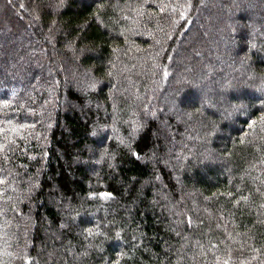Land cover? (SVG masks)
Returning <instances> with one entry per match:
<instances>
[{
  "label": "trees",
  "instance_id": "trees-1",
  "mask_svg": "<svg viewBox=\"0 0 264 264\" xmlns=\"http://www.w3.org/2000/svg\"><path fill=\"white\" fill-rule=\"evenodd\" d=\"M203 1L1 0L0 264H264V0Z\"/></svg>",
  "mask_w": 264,
  "mask_h": 264
},
{
  "label": "rangeland",
  "instance_id": "rangeland-1",
  "mask_svg": "<svg viewBox=\"0 0 264 264\" xmlns=\"http://www.w3.org/2000/svg\"><path fill=\"white\" fill-rule=\"evenodd\" d=\"M218 1H220V2H222V5H221V3L220 2H218ZM216 0V2L215 3H213L212 5V8L215 10V12H220V10H221V8H223V4L224 3H226L225 2V0ZM0 3H1V0H0ZM11 3V2H10ZM11 6H12V4H10ZM208 5L209 6H211L209 3H208V1L207 0H204L202 3H201V8H202V11L204 10V9H207L206 7H208ZM3 6V5H2ZM2 6L0 7V8H2ZM13 8V7H12ZM20 9H21V7H19ZM200 8V9H201ZM22 10V9H21ZM15 12H17V10H15ZM199 15H201L200 17H201V19L204 17L202 14H199ZM31 16L32 17H34V15H33V13H31ZM18 17H19V19L20 20H25V21H27L28 20V16H27V14H26V12H22V13H18ZM27 18V19H26ZM0 20H1V18H0ZM3 20V19H2ZM7 20V19H6ZM33 28V27H32ZM33 31L31 30V28L27 31V32H25V33H22V35L23 36H28L29 37V34H31V36L33 35ZM185 38V41L187 42V43H191V42H193V40H197V41H201L202 39H201V37H200V35H198L197 33H191V34H189V32L188 33H186L185 34V36H184ZM11 40L14 42V41H17V39L16 38H11ZM9 42H10V40H9ZM0 43H1V41H0ZM32 49V48H31ZM35 49H38V48H35ZM43 50H44V47H42L41 48V50H32V51H28V52H30V54L31 55H33V56H36L37 58H39L40 60H41V58H44V52H43ZM24 55H25V53H24ZM41 68V66L40 67H38V69H40ZM157 120V119H156ZM158 123V122H157ZM159 125H161L160 123H159Z\"/></svg>",
  "mask_w": 264,
  "mask_h": 264
}]
</instances>
